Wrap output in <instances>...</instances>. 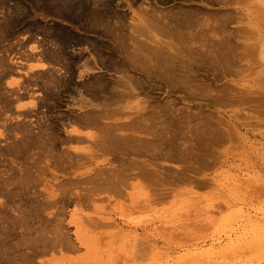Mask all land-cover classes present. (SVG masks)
Returning a JSON list of instances; mask_svg holds the SVG:
<instances>
[{"label": "rangeland", "instance_id": "rangeland-1", "mask_svg": "<svg viewBox=\"0 0 264 264\" xmlns=\"http://www.w3.org/2000/svg\"><path fill=\"white\" fill-rule=\"evenodd\" d=\"M0 264H264V0H0Z\"/></svg>", "mask_w": 264, "mask_h": 264}, {"label": "bare ground", "instance_id": "bare-ground-1", "mask_svg": "<svg viewBox=\"0 0 264 264\" xmlns=\"http://www.w3.org/2000/svg\"><path fill=\"white\" fill-rule=\"evenodd\" d=\"M167 23V22H166ZM191 24V23H190ZM169 25V24H168ZM148 28H150V27H148ZM152 30V29H151ZM142 31V30H141ZM147 31H149L148 29H147ZM143 32V31H142ZM152 32V31H151ZM150 32V33H151ZM143 33H145V31L143 32ZM149 33V32H148ZM153 33V32H152ZM136 34V33H135ZM142 35V34H141ZM146 37H147V32H146ZM163 35V34H162ZM149 36V35H148ZM137 37V36H136ZM150 38V37H149ZM138 39V38H137ZM158 39V38H157ZM138 40H140V39H138ZM135 41H137V40H135ZM156 41V40H155ZM174 42H176V41H174ZM182 42V41H181ZM180 42V43H181ZM187 42V41H186ZM137 42H135V44H136ZM139 44L141 43V44H143L141 41L140 42H138ZM159 43V42H158ZM183 43V42H182ZM181 43V44H182ZM139 44H136V45H138L139 46ZM151 44V43H150ZM161 44L162 45H160V47L159 48H155L154 50H155V52H158L159 54H162L161 52H162V49H163V46H164V44L161 42ZM172 44V43H171ZM222 44H224V43H222ZM144 45V44H143ZM153 45V44H152ZM183 45V44H182ZM138 46H136V47H138ZM156 46V45H155ZM166 46H168V44H166ZM174 46V45H173ZM173 46H171L172 47V49H173ZM184 46V45H183ZM188 46H191V45H188ZM141 47V46H140ZM180 48V47H179ZM169 49V48H168ZM190 49V48H189ZM144 50V49H143ZM153 51V50H152ZM170 51V50H169ZM172 52H175V51H172ZM177 52V51H176ZM142 53V52H141ZM140 53V54H141ZM154 53V52H153ZM171 53V52H170ZM178 53V52H177ZM179 53H180V50H179ZM144 54V53H143ZM149 54V53H148ZM166 54V53H165ZM172 54V53H171ZM174 55H176V53L174 54ZM190 55V54H189ZM145 56V55H144ZM166 58V57H165ZM133 61V60H132ZM215 61V60H214ZM150 62V61H149ZM172 79V78H171ZM181 80H183V79H181ZM118 93H119V90H118ZM126 93H128V92H126ZM125 93V94H126ZM129 94V93H128ZM258 96V95H257ZM118 97H119V95H118ZM219 97V96H218ZM214 98H216V97H214ZM217 99H219V98H217ZM103 102H104V100H103ZM109 105V104H108ZM98 108V107H97ZM101 109V108H100ZM107 109V108H106ZM121 110V109H120ZM118 111V110H117ZM111 112V111H110ZM112 113V112H111ZM124 113V112H123ZM117 115V114H116ZM120 115V114H119ZM135 116V115H134ZM142 116V115H141ZM142 117H144V116H142ZM133 118V117H132ZM139 118V117H138ZM126 121V120H125ZM124 121V122H125ZM126 122H130V121H126ZM144 123V122H143ZM119 124V123H118ZM117 124V125H118ZM131 124V123H130ZM125 126H127V125H125ZM131 126V125H130ZM110 127V126H109ZM119 127V126H118ZM121 127V126H120ZM110 128H112V127H110ZM114 128V127H113ZM116 128H117V126H116ZM126 128V127H125ZM115 130V129H114ZM131 130V129H130ZM147 129H145V131H146ZM110 133V132H109ZM126 133H129V132H126ZM130 133H132V132H130ZM121 134H124V133H121ZM161 134V133H160ZM135 135V134H134ZM123 136V135H122ZM108 138V137H107ZM103 140V139H102ZM103 142V141H102ZM100 143V142H99ZM106 148V147H105ZM131 148V147H130ZM66 160V159H65ZM142 161V160H141ZM63 162V161H62ZM72 162V161H71ZM139 178V177H138ZM109 180H112L113 181V179H109ZM141 180V179H140ZM109 182V181H108ZM111 182V181H110ZM114 182V181H113ZM146 185V184H145ZM20 186V185H19ZM97 186V185H96ZM27 187V186H26ZM91 187V186H90ZM116 187V186H115ZM19 188V187H18ZM102 188V187H101ZM100 188V189H101ZM117 188V187H116ZM89 189V188H88ZM99 189V188H98ZM5 191V190H4ZM8 191V190H7ZM13 191H14V189H13ZM12 191V192H13ZM91 192V191H90ZM13 194H14V192H13ZM85 197V196H84ZM93 197V196H92ZM90 200V199H89ZM84 201V200H83ZM79 202H81V201H79ZM48 203V202H47ZM50 204V203H49ZM21 211V210H20ZM25 217V216H24ZM30 217V216H29ZM30 219V218H29ZM254 248V247H253ZM9 258H10V256H9ZM11 259V258H10ZM9 260V259H8Z\"/></svg>", "mask_w": 264, "mask_h": 264}]
</instances>
